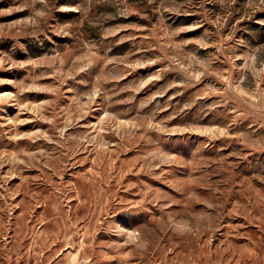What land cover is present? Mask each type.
Listing matches in <instances>:
<instances>
[{"label":"rangeland","instance_id":"374dc122","mask_svg":"<svg viewBox=\"0 0 264 264\" xmlns=\"http://www.w3.org/2000/svg\"><path fill=\"white\" fill-rule=\"evenodd\" d=\"M0 264H264V0H0Z\"/></svg>","mask_w":264,"mask_h":264}]
</instances>
